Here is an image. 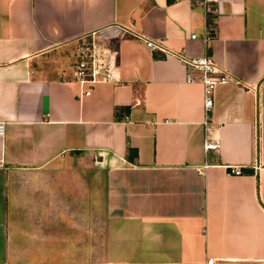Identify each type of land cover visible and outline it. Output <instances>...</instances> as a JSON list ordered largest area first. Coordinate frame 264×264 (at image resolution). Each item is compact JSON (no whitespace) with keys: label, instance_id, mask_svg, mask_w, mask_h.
<instances>
[{"label":"crops","instance_id":"1","mask_svg":"<svg viewBox=\"0 0 264 264\" xmlns=\"http://www.w3.org/2000/svg\"><path fill=\"white\" fill-rule=\"evenodd\" d=\"M82 36L114 79H74ZM175 52L240 80L206 124ZM0 122V264H264V0H0Z\"/></svg>","mask_w":264,"mask_h":264},{"label":"built area","instance_id":"2","mask_svg":"<svg viewBox=\"0 0 264 264\" xmlns=\"http://www.w3.org/2000/svg\"><path fill=\"white\" fill-rule=\"evenodd\" d=\"M198 2L204 14V21L207 18V13L211 10L212 5H216L220 0H192ZM194 37L195 34H190ZM144 43L150 48H157L165 51L162 45L152 39L144 38L140 36ZM210 37V29L206 24L203 26L202 39L207 41ZM91 38L89 44L85 46H79L77 52L74 68L73 77L75 80L82 82H96L99 80H111L115 78V61L116 51L107 47L98 45ZM176 56L180 59L185 67V80L186 81H198L202 86V107L204 111L203 123H207V114L212 107V90L216 84H225L233 82L239 84L240 80L229 72L224 67L216 63L212 57L208 55H201L198 57L186 56L183 53L175 52ZM89 90H84L83 93L87 94ZM2 131V123L0 122V132ZM217 143L215 140H210L204 136L203 147L207 148L216 147ZM2 158L0 157V166H2ZM230 173L239 174L241 172L240 164H233L229 169ZM205 264H215L213 258H207Z\"/></svg>","mask_w":264,"mask_h":264},{"label":"rangeland","instance_id":"3","mask_svg":"<svg viewBox=\"0 0 264 264\" xmlns=\"http://www.w3.org/2000/svg\"><path fill=\"white\" fill-rule=\"evenodd\" d=\"M91 41V38L90 36H82L80 37L79 39L76 40V43L75 45L73 46V49L72 51L68 54L69 56V59H71V65L72 67L74 68V64H75V60H76V56H77V52L79 51V46H85L86 44H89ZM96 46L98 45H101L99 43H96L95 44ZM102 46V45H101ZM99 46V47H101ZM70 61V60H69Z\"/></svg>","mask_w":264,"mask_h":264}]
</instances>
